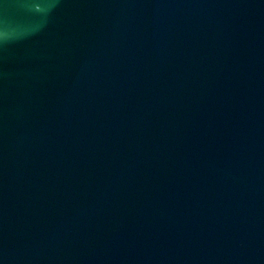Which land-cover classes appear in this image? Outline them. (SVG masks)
<instances>
[{
  "label": "water",
  "instance_id": "95a60500",
  "mask_svg": "<svg viewBox=\"0 0 264 264\" xmlns=\"http://www.w3.org/2000/svg\"><path fill=\"white\" fill-rule=\"evenodd\" d=\"M0 264H264V0H0Z\"/></svg>",
  "mask_w": 264,
  "mask_h": 264
}]
</instances>
